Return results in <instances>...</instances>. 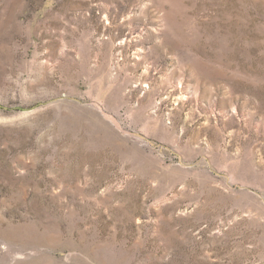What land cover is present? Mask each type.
<instances>
[{
    "label": "rangeland",
    "instance_id": "rangeland-1",
    "mask_svg": "<svg viewBox=\"0 0 264 264\" xmlns=\"http://www.w3.org/2000/svg\"><path fill=\"white\" fill-rule=\"evenodd\" d=\"M0 264H264V0H0Z\"/></svg>",
    "mask_w": 264,
    "mask_h": 264
}]
</instances>
